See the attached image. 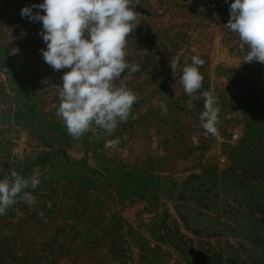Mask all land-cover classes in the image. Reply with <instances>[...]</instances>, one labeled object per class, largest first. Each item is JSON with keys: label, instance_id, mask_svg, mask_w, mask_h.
Returning <instances> with one entry per match:
<instances>
[{"label": "crops", "instance_id": "obj_1", "mask_svg": "<svg viewBox=\"0 0 264 264\" xmlns=\"http://www.w3.org/2000/svg\"><path fill=\"white\" fill-rule=\"evenodd\" d=\"M134 2L140 17L153 21L155 28L180 10L190 14L192 22L189 38L181 41L183 48L174 56L180 57L176 71L172 73L168 66L166 37L159 34L155 37L159 49L142 65L143 73L151 70L159 84L170 75L184 91L182 68L199 55L205 61L199 69L203 80L192 98L200 102V111L206 86L221 96L220 112L225 117L252 111L244 99L241 102V89L234 86L229 72L234 55L225 38L232 32L224 24L230 0H180V9L172 0ZM13 46L19 48L15 55L9 54ZM33 49L17 42L0 45V177L16 170L25 177L38 175L40 180L36 189H28L35 197L33 204L18 198L0 215V264H195L192 247H176V230L184 228L192 240L193 230L204 226L194 216L199 212L194 202L205 197L215 181L210 170L216 160L187 156L182 167L168 175L167 168L154 170L149 161L135 164L88 157L87 133L71 137L56 114L59 102L47 104L35 95L33 78L22 71L27 65L24 56H31ZM44 67L53 71L46 63ZM134 75L127 87H134ZM142 80L147 85L140 93L147 96L150 78ZM152 113L141 110L136 115ZM142 129L154 134L152 141L160 148L166 146V137L157 135L160 126L145 124ZM161 161L166 159L159 157ZM181 198L187 203L179 204ZM9 245L14 251L6 254Z\"/></svg>", "mask_w": 264, "mask_h": 264}, {"label": "rangeland", "instance_id": "obj_2", "mask_svg": "<svg viewBox=\"0 0 264 264\" xmlns=\"http://www.w3.org/2000/svg\"><path fill=\"white\" fill-rule=\"evenodd\" d=\"M172 1L180 9V0ZM38 3L40 0H0V45L17 42L25 48H34L31 56H24L23 62L27 65L22 66V71L33 78L31 88L35 95L47 104L57 103L60 76L66 69H61L59 75L57 71L44 67L40 49L45 45L38 34L42 25L20 15L22 7ZM140 18L135 31L129 34L126 48L128 62H134L140 68L134 75V87H127L130 76L125 75L116 81L118 85L123 82L131 89L136 94V101L128 118L120 122L111 135L95 126L93 131L87 132L88 157L118 158L135 164L149 161L154 170L167 168L168 175L182 167V158L190 156L202 161L205 157H213L216 163L210 171L216 176L215 181L205 197L200 196L194 202L199 207L194 216L205 224L193 230L192 240L184 228L177 227L176 247H192L195 264H264V64L253 61L236 67L243 59L238 35L232 32L230 38H225L234 55L229 68L233 84L241 89V102L244 99L252 111H240L232 119L225 117L220 112L224 101L214 91L219 107L218 134H208L199 119L200 102L182 91L181 86L169 79L170 75L159 84L151 70L143 73L141 68L156 55L159 45L155 37L159 34L161 38L166 37L167 58H173L183 48L181 41L189 38L192 26L190 14L180 10L172 19L161 22L160 28L153 27V21ZM144 48L151 50L152 55L142 57L139 49ZM144 76L150 78L145 88L149 91L147 96L140 93L147 85L142 80ZM206 87L213 90L211 86ZM161 103L166 104V112H162ZM141 110L153 113L136 115ZM145 124L162 128L161 134L157 135L166 137L164 148L152 141L153 133L143 131ZM112 139H118L119 143L105 147V142ZM159 157L166 159L161 161L165 166L159 162ZM178 203L187 202L181 198ZM204 208L207 212L203 211ZM13 251L11 245L4 250L6 254Z\"/></svg>", "mask_w": 264, "mask_h": 264}, {"label": "clouds", "instance_id": "obj_3", "mask_svg": "<svg viewBox=\"0 0 264 264\" xmlns=\"http://www.w3.org/2000/svg\"><path fill=\"white\" fill-rule=\"evenodd\" d=\"M137 4L134 0H40L20 9L22 18L42 25L38 34L45 45L40 49L43 61L53 71L67 69L57 88L56 114L74 139L93 131V126L111 135L129 116L136 94L116 81L139 70L138 64L126 59L129 34L141 22L140 12L135 10ZM224 26L239 38L243 59L236 67L253 61L264 64V0H230L229 19ZM139 50L142 57L152 55L147 48ZM18 51L13 46L9 54ZM179 60V56L169 60L172 73ZM204 63L201 56L193 55L182 68L180 84L190 97L195 98L193 94L201 89L203 76L199 69ZM201 95V126L206 133L215 135L217 97L214 90ZM160 108L167 111L165 103ZM118 143V139L107 140L105 147ZM39 182L38 175L25 177L16 170L0 177V215L18 198L33 204L35 197L28 189H36Z\"/></svg>", "mask_w": 264, "mask_h": 264}]
</instances>
